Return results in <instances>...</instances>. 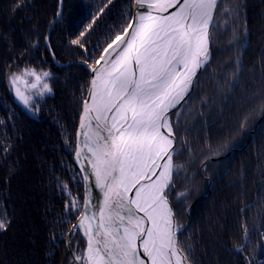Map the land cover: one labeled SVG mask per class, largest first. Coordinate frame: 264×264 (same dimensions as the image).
Returning a JSON list of instances; mask_svg holds the SVG:
<instances>
[{
	"label": "trees",
	"instance_id": "1",
	"mask_svg": "<svg viewBox=\"0 0 264 264\" xmlns=\"http://www.w3.org/2000/svg\"><path fill=\"white\" fill-rule=\"evenodd\" d=\"M58 5L0 0V264H76L87 247L73 228L85 189L74 153L90 73L82 64L57 67L45 48ZM63 5L50 35L54 54L92 65L133 16L135 0ZM210 42L208 65L172 117L166 191L177 238L188 264H264V0H221ZM25 68L50 73L52 91L32 105L35 115L10 83ZM73 198L79 211L67 207Z\"/></svg>",
	"mask_w": 264,
	"mask_h": 264
},
{
	"label": "snow or ice",
	"instance_id": "2",
	"mask_svg": "<svg viewBox=\"0 0 264 264\" xmlns=\"http://www.w3.org/2000/svg\"><path fill=\"white\" fill-rule=\"evenodd\" d=\"M220 2L135 0V15L90 66L94 75L83 101L75 156L82 171H88L85 162L90 167L103 200L93 205L86 188L73 228L83 231L87 247L75 261L187 264L166 191L175 168L171 115L209 61V26ZM49 75L25 68L12 73L10 83L28 106L32 96L26 92L52 91L45 82ZM67 207L79 211L80 203L73 198Z\"/></svg>",
	"mask_w": 264,
	"mask_h": 264
},
{
	"label": "water",
	"instance_id": "3",
	"mask_svg": "<svg viewBox=\"0 0 264 264\" xmlns=\"http://www.w3.org/2000/svg\"><path fill=\"white\" fill-rule=\"evenodd\" d=\"M63 3H64V0H59V5H58L59 6V10L57 11V14L55 15L54 20L49 25V27H48L49 29L47 31V34H46L45 38H44L45 39V47L48 50L51 59L53 60L54 64L57 67H65V66H69L70 64H82L89 71V73H90V81H91V79L93 78L94 73L92 72V69L90 67L91 65L89 63H87L86 61H83V60H80V61L79 60H70V62H67L66 64H63L60 60H57V58H56V56H55V54L53 52V49L51 48V45H50V35H51V31H52L53 25L56 23L57 19L60 17V15H61V13L63 11V8H64ZM135 12H136V8H135V5H134V9H133V13L134 14H133V16L135 15ZM210 27H211V25L209 26V30H210ZM209 53H210V58H211V52H210V31H209ZM210 58H209V60H210ZM207 64L205 65V67L207 66ZM204 68L201 69L198 72L196 79L198 78L199 73H201L204 70ZM196 79L194 80V83H195ZM194 83H193V85H194ZM193 85H192V88L190 90V93L193 90V87H194ZM89 88H90V85H89ZM87 95H88V93H87ZM87 95H86L85 99L87 98ZM188 96L185 97V100L188 98ZM183 102L184 101H182L181 104ZM177 107H179V105ZM173 110H175V109H173ZM81 112H83V105H82ZM81 115H82V113H81ZM78 123H79V125H78V128H77L76 134H78V132L80 130V119H79V122ZM77 143H78V138L76 140V145H77ZM175 144H176V140H175V143H174V147H175ZM74 163L78 167V169H79V171L81 173V177H83V186L85 187V189H84V195H85V190L87 188L90 191V193H91L92 204L95 205V204L101 203L102 200H103V196H102V193L100 192V190L98 188H95L94 187V177L91 174L90 167L85 162L84 163V167L87 168L88 171L87 172L82 171L81 170V163L77 161L76 156H75V153H74ZM85 175H88L89 176V181H87V182L84 180V176ZM168 200H169V198H168ZM169 204H170V201H169ZM170 206L172 207V205H170ZM79 231L81 232V235H82L83 239L87 242V238L84 236L83 231L81 229H79ZM67 242H68L69 247L71 249V242H70V240L68 239ZM75 263L76 264H82L80 261H75ZM187 264H188V262H187Z\"/></svg>",
	"mask_w": 264,
	"mask_h": 264
},
{
	"label": "rangeland",
	"instance_id": "4",
	"mask_svg": "<svg viewBox=\"0 0 264 264\" xmlns=\"http://www.w3.org/2000/svg\"><path fill=\"white\" fill-rule=\"evenodd\" d=\"M54 20V19H53ZM52 20V21H53ZM213 23V22H212ZM51 24V23H50ZM212 25V24H211ZM54 26V25H53ZM211 28V27H210ZM210 31V30H209ZM51 45V44H50ZM210 45H211V42H210ZM46 48V47H45ZM52 48V47H51ZM47 52H48V50H47ZM54 52V51H53ZM50 55V54H49ZM63 64H66V63H63ZM208 65V64H207ZM205 69V68H204ZM29 81H31V79L29 80ZM46 83H48L49 84V86H50V83H49V81H45ZM194 88V87H193ZM21 90L23 91V87L21 86ZM13 92H14V94H15V98H16V100H17V102L19 103V104H21L25 109H27L31 114H34L35 115V113H34V111H32V109H31V107H32V105L36 102V101H38L39 99H41V98H43L44 96H46V95H49L51 92H45L43 95H36V90H32V91H30V92H26L25 93V95H31L32 96V100L30 101V103H29V105L28 106H25L17 97H16V93H15V88L13 87ZM187 100V99H186ZM185 100V101H186ZM184 101V102H185ZM184 102L181 104V105H179V107H177L175 110H173L172 111V113H175L174 115H171V122H172V117L173 116H175L176 114H178L180 111H181V106L184 104Z\"/></svg>",
	"mask_w": 264,
	"mask_h": 264
}]
</instances>
